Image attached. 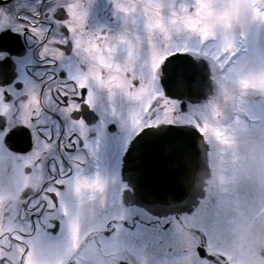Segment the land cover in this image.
<instances>
[{
  "label": "snow or ice",
  "instance_id": "6c2138e0",
  "mask_svg": "<svg viewBox=\"0 0 264 264\" xmlns=\"http://www.w3.org/2000/svg\"><path fill=\"white\" fill-rule=\"evenodd\" d=\"M0 264H264V0H0Z\"/></svg>",
  "mask_w": 264,
  "mask_h": 264
}]
</instances>
